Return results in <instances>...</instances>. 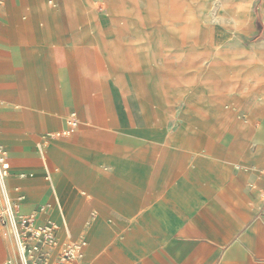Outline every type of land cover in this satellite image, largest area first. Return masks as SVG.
Instances as JSON below:
<instances>
[{
	"label": "crops",
	"instance_id": "crops-1",
	"mask_svg": "<svg viewBox=\"0 0 264 264\" xmlns=\"http://www.w3.org/2000/svg\"><path fill=\"white\" fill-rule=\"evenodd\" d=\"M4 2L6 11L0 9V34L8 38L5 45L10 51L9 66L22 68L20 75L30 100L25 106L21 102L15 105L33 112L31 133L38 128L63 130L71 112L79 119L69 139H47L50 143L41 149L43 166L20 165L19 160L29 151H17L5 142L6 150L0 143L13 165L36 171L25 181L7 184L8 195L17 203V213L34 214L37 224L54 217L60 241L85 239L86 264H264V172L258 171L264 170V119L253 142L248 144L255 152L251 155L226 138L215 139L214 150L207 154L204 137L198 140L193 136L140 137L142 126L130 122V113L126 112L127 121L123 122L124 118L108 111L109 102L104 99H108L107 92L111 91L105 90L102 99L90 93L88 82L95 85V81L82 80L79 87L74 84L75 64L81 75L87 74L82 67L85 51L83 54L75 45L60 41L64 51L61 57L62 48L53 47L48 36L35 31L32 17L26 21L23 14L24 22L20 20L24 12L32 15L39 8L49 11L44 1L41 4L44 9L38 0ZM65 3L68 6L66 0ZM72 31L75 33V28ZM93 33L89 46L95 44L101 57L106 58L104 64L109 75L117 78L132 55L118 45L120 56L110 57L97 41L99 31ZM237 55L250 62L258 60L261 69L251 80L257 83L264 79L261 50L241 48ZM1 65L6 64L0 62V68ZM64 71L66 79L62 77ZM33 75L41 77L54 92L47 108L40 106L42 84ZM116 80L121 82L119 78ZM110 82L118 87L121 99L133 94L139 117L146 126L152 124L145 120L133 90L122 91L113 77ZM158 85L157 82L153 85L151 105L154 122L161 125L162 112L172 103L165 102V92ZM166 94L172 98V90ZM207 109L204 99L200 111L204 114ZM260 109L250 118L264 113V101ZM179 128L180 125L165 130L174 134ZM145 140L149 145L164 148L156 153L152 149L144 155L141 147ZM167 147L171 154L164 151ZM50 160L55 163L53 170L49 169ZM249 165L255 170L248 171ZM52 178L56 187L51 183L49 191L44 183ZM79 189L88 192L89 199ZM47 202L52 206L50 211L44 207ZM88 215H92V222H88L91 226L82 228ZM0 264H15L12 240L1 224Z\"/></svg>",
	"mask_w": 264,
	"mask_h": 264
},
{
	"label": "rangeland",
	"instance_id": "rangeland-1",
	"mask_svg": "<svg viewBox=\"0 0 264 264\" xmlns=\"http://www.w3.org/2000/svg\"><path fill=\"white\" fill-rule=\"evenodd\" d=\"M18 1L21 2L14 0ZM43 1L49 11L41 5ZM66 2L68 6L65 0H38L37 3L44 11L39 8L40 10L32 15L24 12L20 15V20L24 22L23 14L26 21L32 19L35 31L48 36L54 43L53 47L62 48L59 43L62 41L75 45L78 52L84 54L85 51L83 67L87 74L81 75L78 64H75L74 84L79 87L82 80L95 81V85L88 82L90 93L98 94L102 99L105 98V90L111 91V94L107 92L108 99H104L109 102L108 111L124 118L123 122L127 121L126 112L130 113V122L142 126L138 136L145 139L193 136L196 140L204 137L207 141L203 148L207 154L214 150L215 139L226 138L237 143L243 153H255L250 150L248 144L253 142L254 134L264 119V113L256 114L253 119L250 116L261 110L260 106L264 101V79L257 83L251 80L261 69L259 61L250 62L248 59L239 58L237 53L241 48L261 50V53H264V0ZM0 9L6 11L4 0H1ZM2 13L4 15V12ZM2 20H5V15ZM72 28H75V33ZM95 30L99 31L97 41L102 43L108 54L107 49L121 45L124 51L132 55V59L125 62L126 67L117 74L121 82L116 80L114 74L110 75L122 91L133 90L139 98L145 120L153 125L146 126L139 117L135 96L130 94L121 99L118 87L110 82L112 77L104 64L106 58L101 57L94 43L89 46L94 39L92 34L94 35ZM105 30L109 33L104 32ZM109 39L112 41L111 45ZM7 41L8 38L0 34V62L6 64L0 68V143L6 150L5 142L17 151H29L19 160L20 165L43 166L41 149H45L51 140L69 139L72 134L48 136L50 141L47 142L42 136L57 133L58 130L38 128L36 133H31V121L32 117H35L33 112L15 105V102H21L25 106L30 98L20 75L22 68L9 66L10 51L5 45ZM45 52L47 51L44 50ZM60 54L59 56L63 57V48ZM40 66L42 68V63ZM62 77H68L65 71L62 72ZM34 80L42 84L40 106L47 108L49 101L54 98V92L41 77L34 76ZM156 82L159 83L157 88L165 92V102L172 103V106L168 108L167 105L163 110L161 125L155 124V113L151 105L154 99L153 85ZM168 90H172V98L166 94ZM204 99L207 100L208 109L202 114L200 103ZM220 107H223V110ZM175 118L178 119L176 126L180 125L179 131L169 134L165 130L166 123ZM251 120L252 123L248 124ZM237 121H241L243 125ZM46 126L47 124H44L45 128ZM144 142L145 145L141 147L144 155L149 154L152 149V152L156 153L164 148L161 145H149L147 140ZM164 151L172 153L168 147ZM145 159L148 160L147 157ZM9 160L10 175L6 179V185L11 181L20 183L25 181L26 177L34 176L36 171L15 166L12 159ZM47 161L48 158L45 166ZM54 165L50 160L49 169L53 170ZM233 168L238 170L237 167ZM250 170L255 169L251 166L248 171ZM21 173L25 174L24 178H19ZM44 175H47L46 172ZM51 183L56 187L54 178L44 183L49 191H52ZM79 190L89 199L88 192ZM49 203H45L44 207L50 211L52 206ZM53 220L55 221L54 217ZM86 220L82 228L91 226L88 222H92V215H88ZM69 241L71 240L64 239L60 245ZM87 248L88 246L84 256ZM10 258L6 262H9Z\"/></svg>",
	"mask_w": 264,
	"mask_h": 264
},
{
	"label": "built area",
	"instance_id": "built-area-1",
	"mask_svg": "<svg viewBox=\"0 0 264 264\" xmlns=\"http://www.w3.org/2000/svg\"><path fill=\"white\" fill-rule=\"evenodd\" d=\"M1 3V0H0ZM178 119H170L167 129L176 127ZM79 119L75 112L66 118V127L48 136L70 135L76 131ZM7 151L0 145V224L10 236L15 255V264H86L84 251L87 245L80 238L61 244L57 236V225L50 220L37 224L35 215L18 214L6 186L9 170Z\"/></svg>",
	"mask_w": 264,
	"mask_h": 264
},
{
	"label": "bare ground",
	"instance_id": "bare-ground-1",
	"mask_svg": "<svg viewBox=\"0 0 264 264\" xmlns=\"http://www.w3.org/2000/svg\"><path fill=\"white\" fill-rule=\"evenodd\" d=\"M214 3V2H213ZM112 42V41H111ZM108 51H109V54H110V57H112V58H115V57H119L120 56V53H119V49H118V46H116V47H113V49H111V47L109 48V49H107ZM82 63V62H81ZM81 67V66H80ZM83 67V66H82ZM80 71H81V69H80ZM82 73V72H81ZM153 89H154V87H153ZM65 121H66V119H65ZM65 129V128H64ZM63 129V130H64ZM63 130H61V131H63ZM184 131V130H183ZM51 134H53V133H51ZM51 134H47V136H42V138H44L45 140L46 139H50V138H48V135H51ZM10 175V173H9V170H8V173H7V176H6V179L8 178V176ZM19 176V178H24V176H25V174H23V173H21V174H19L18 175ZM50 180V179H49ZM7 186V185H6ZM7 191H8V189H7ZM13 201H14V203H15V205H16V211H17V203H16V201L14 200V199H12ZM44 209V207H42V210ZM18 212V211H17ZM19 213V212H18ZM54 222V221H53ZM55 223V222H54ZM56 224V223H55ZM57 225V224H56ZM57 227H58V225H57Z\"/></svg>",
	"mask_w": 264,
	"mask_h": 264
}]
</instances>
